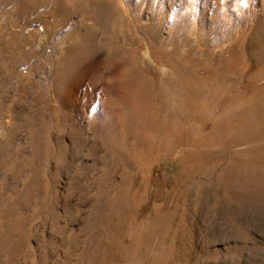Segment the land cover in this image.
Here are the masks:
<instances>
[{
  "label": "rangeland",
  "instance_id": "rangeland-1",
  "mask_svg": "<svg viewBox=\"0 0 264 264\" xmlns=\"http://www.w3.org/2000/svg\"><path fill=\"white\" fill-rule=\"evenodd\" d=\"M0 264H264V0H0Z\"/></svg>",
  "mask_w": 264,
  "mask_h": 264
},
{
  "label": "bare ground",
  "instance_id": "bare-ground-1",
  "mask_svg": "<svg viewBox=\"0 0 264 264\" xmlns=\"http://www.w3.org/2000/svg\"><path fill=\"white\" fill-rule=\"evenodd\" d=\"M133 75V74H132ZM140 75V74H139ZM136 78V77H135ZM140 90V88H138V91ZM151 96V95H150ZM134 109L136 110V112L140 111V110H149L150 112H153L155 109H157V104L154 103L150 98H145V103L144 105H142L141 107H138V101L134 102L133 105ZM135 112V113H136ZM153 117V116H152ZM140 120V119H139ZM132 121V120H131ZM149 121V120H148ZM136 122V121H135ZM132 127V126H131ZM138 131V130H137ZM157 138V137H156ZM121 141V139H120Z\"/></svg>",
  "mask_w": 264,
  "mask_h": 264
}]
</instances>
